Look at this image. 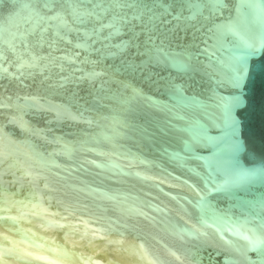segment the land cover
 Returning <instances> with one entry per match:
<instances>
[{
	"label": "water",
	"instance_id": "1",
	"mask_svg": "<svg viewBox=\"0 0 264 264\" xmlns=\"http://www.w3.org/2000/svg\"><path fill=\"white\" fill-rule=\"evenodd\" d=\"M42 57L54 65L41 71ZM4 100L31 126L68 142L96 132L83 122L88 115L120 121L124 143L143 160L138 175L159 184L129 177L126 190L180 198L193 219L188 201H198L187 187L199 188L188 169L203 174L209 189L256 173L209 191L204 203L226 218L213 243L181 247L198 264H264V245L250 247L264 241V0H0ZM13 114L0 107V125L18 132L8 123ZM197 121L217 142H193L189 151ZM57 211L38 193L25 199L0 191V264H118L120 255L67 243L70 231L88 225L73 228ZM129 246L120 238L112 245Z\"/></svg>",
	"mask_w": 264,
	"mask_h": 264
},
{
	"label": "clouds",
	"instance_id": "2",
	"mask_svg": "<svg viewBox=\"0 0 264 264\" xmlns=\"http://www.w3.org/2000/svg\"><path fill=\"white\" fill-rule=\"evenodd\" d=\"M41 59L45 61L41 71L54 65V60ZM0 107L15 109L8 123L18 129L10 132L0 125V191L25 199L38 193L48 207L58 210L56 215L66 216L73 228L88 225L87 229L70 231L67 243L120 255L118 264H198L185 256L181 246L194 240L213 243L218 225L226 217L214 205L202 206L210 191L203 174L188 169L199 188L187 187L198 201H188L195 209L194 219L180 198L173 203L149 198L150 192L143 189L126 190L129 177L146 187L158 188L159 184L149 185V175H138L136 169L143 160L124 143L126 125L120 121L88 115L83 122L96 132L68 142L31 126L14 102L4 100ZM169 163L175 161L170 158ZM155 167L161 169L162 165ZM197 181H203V186L198 187ZM102 192L111 193L113 198H104ZM117 238L130 246L126 250L113 248ZM134 240L142 247L132 244Z\"/></svg>",
	"mask_w": 264,
	"mask_h": 264
},
{
	"label": "snow or ice",
	"instance_id": "3",
	"mask_svg": "<svg viewBox=\"0 0 264 264\" xmlns=\"http://www.w3.org/2000/svg\"><path fill=\"white\" fill-rule=\"evenodd\" d=\"M179 67L184 68L186 67L183 64H180ZM136 91V90H134ZM182 91V90H181ZM137 94H140L137 91ZM202 106V105H200ZM225 123V127L226 128H231V124L232 122L229 119H225L224 121ZM196 131L193 132L192 134V138H191V142L189 141H185V148L189 151L192 150V143H201V142H207L209 144H213L216 143V138L213 136H209L206 132L200 131L199 129L202 128L203 126L197 121L196 122ZM230 133H225V135H229ZM238 147V145H236L235 143H232L230 145V150H236V148ZM172 158L183 163L184 157L180 156L179 153H172L171 154ZM193 172H195L197 175H199L198 172H196L195 169H192ZM256 175V173H237L235 176L231 177L229 180L223 181L220 184H218L216 186V188L214 189H210V191H219V190H226L227 188L231 187V186H236L239 185L241 183H244L246 181H248L250 178L254 177ZM202 206H206V203H202ZM246 239H249L248 237H246ZM262 245H264V241H260V240H250V247L252 248H259ZM264 259V258H262Z\"/></svg>",
	"mask_w": 264,
	"mask_h": 264
}]
</instances>
